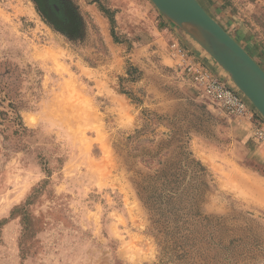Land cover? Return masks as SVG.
<instances>
[{
  "label": "rangeland",
  "instance_id": "rangeland-1",
  "mask_svg": "<svg viewBox=\"0 0 264 264\" xmlns=\"http://www.w3.org/2000/svg\"><path fill=\"white\" fill-rule=\"evenodd\" d=\"M197 1L264 71V0ZM179 41L236 89L150 0H0V264H264V119Z\"/></svg>",
  "mask_w": 264,
  "mask_h": 264
},
{
  "label": "water",
  "instance_id": "water-1",
  "mask_svg": "<svg viewBox=\"0 0 264 264\" xmlns=\"http://www.w3.org/2000/svg\"><path fill=\"white\" fill-rule=\"evenodd\" d=\"M150 1L168 23L217 64L264 119V71L198 1Z\"/></svg>",
  "mask_w": 264,
  "mask_h": 264
},
{
  "label": "built area",
  "instance_id": "built-area-1",
  "mask_svg": "<svg viewBox=\"0 0 264 264\" xmlns=\"http://www.w3.org/2000/svg\"><path fill=\"white\" fill-rule=\"evenodd\" d=\"M171 48L185 74L209 97L212 103L232 116L244 117L248 115L249 102L237 89H231L217 77L211 75L200 63L195 62L179 44L173 43ZM256 134L259 137L262 136L259 130H256Z\"/></svg>",
  "mask_w": 264,
  "mask_h": 264
},
{
  "label": "flooded vegetation",
  "instance_id": "flooded-vegetation-1",
  "mask_svg": "<svg viewBox=\"0 0 264 264\" xmlns=\"http://www.w3.org/2000/svg\"><path fill=\"white\" fill-rule=\"evenodd\" d=\"M53 5L56 6V9H54V8H53V9H54V11L56 12V14L59 16V15H60V10H59V6H58V4H57V3H55V4L53 3V4H52V7H53Z\"/></svg>",
  "mask_w": 264,
  "mask_h": 264
},
{
  "label": "crops",
  "instance_id": "crops-1",
  "mask_svg": "<svg viewBox=\"0 0 264 264\" xmlns=\"http://www.w3.org/2000/svg\"><path fill=\"white\" fill-rule=\"evenodd\" d=\"M170 35H171V34H170ZM171 36H172V35H171ZM179 42H180V41H179ZM179 42H178V44H180V45L183 47L184 44H181V42H180V43H179ZM184 46H185V45H184ZM188 46H189V45H188ZM188 46H187V47H188ZM184 48H185V47H184ZM207 64L210 65V63H209L208 61H207ZM213 66H214V65H213ZM213 70H214L215 72H217V70L214 69V67H213ZM217 74H219V73L217 72Z\"/></svg>",
  "mask_w": 264,
  "mask_h": 264
},
{
  "label": "bare ground",
  "instance_id": "bare-ground-1",
  "mask_svg": "<svg viewBox=\"0 0 264 264\" xmlns=\"http://www.w3.org/2000/svg\"><path fill=\"white\" fill-rule=\"evenodd\" d=\"M50 116V115H49ZM33 121V120H32ZM259 195V194H258Z\"/></svg>",
  "mask_w": 264,
  "mask_h": 264
}]
</instances>
